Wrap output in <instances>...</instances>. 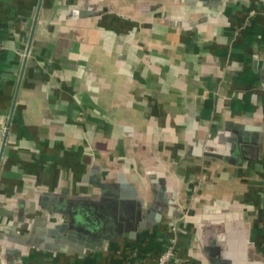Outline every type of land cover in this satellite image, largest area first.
Here are the masks:
<instances>
[{
    "label": "crops",
    "instance_id": "crops-1",
    "mask_svg": "<svg viewBox=\"0 0 264 264\" xmlns=\"http://www.w3.org/2000/svg\"><path fill=\"white\" fill-rule=\"evenodd\" d=\"M109 195L139 202L126 231L64 229ZM167 245L264 264V0H0V264Z\"/></svg>",
    "mask_w": 264,
    "mask_h": 264
},
{
    "label": "water",
    "instance_id": "water-1",
    "mask_svg": "<svg viewBox=\"0 0 264 264\" xmlns=\"http://www.w3.org/2000/svg\"><path fill=\"white\" fill-rule=\"evenodd\" d=\"M119 199L117 195L99 199L70 198L63 209L67 218V224L63 226L64 229L68 228L76 232L83 239L98 238L106 233H114V231L119 233L126 231L136 215L140 216L141 208L138 205L139 202L135 200L122 203ZM120 205L123 206L122 209ZM120 211H129L131 215H128V218H123Z\"/></svg>",
    "mask_w": 264,
    "mask_h": 264
},
{
    "label": "built area",
    "instance_id": "built-area-1",
    "mask_svg": "<svg viewBox=\"0 0 264 264\" xmlns=\"http://www.w3.org/2000/svg\"><path fill=\"white\" fill-rule=\"evenodd\" d=\"M174 249L172 245H167L164 250L161 251L157 261L154 264H173ZM141 264V263H138Z\"/></svg>",
    "mask_w": 264,
    "mask_h": 264
},
{
    "label": "trees",
    "instance_id": "trees-1",
    "mask_svg": "<svg viewBox=\"0 0 264 264\" xmlns=\"http://www.w3.org/2000/svg\"><path fill=\"white\" fill-rule=\"evenodd\" d=\"M159 255L160 253L158 251L152 250L148 257V261L141 262V264H154L157 261Z\"/></svg>",
    "mask_w": 264,
    "mask_h": 264
},
{
    "label": "rangeland",
    "instance_id": "rangeland-1",
    "mask_svg": "<svg viewBox=\"0 0 264 264\" xmlns=\"http://www.w3.org/2000/svg\"><path fill=\"white\" fill-rule=\"evenodd\" d=\"M136 167H137V168H140L138 165H136ZM137 170H138V169H136V171H137Z\"/></svg>",
    "mask_w": 264,
    "mask_h": 264
}]
</instances>
